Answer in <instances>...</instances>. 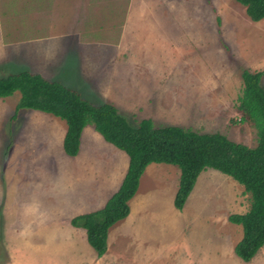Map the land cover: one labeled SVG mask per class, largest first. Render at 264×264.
<instances>
[{"label":"rangeland","instance_id":"rangeland-1","mask_svg":"<svg viewBox=\"0 0 264 264\" xmlns=\"http://www.w3.org/2000/svg\"><path fill=\"white\" fill-rule=\"evenodd\" d=\"M245 69L264 71V21L234 0H0V77L56 79L133 125L149 117L254 148L236 107ZM18 97L0 98V264H264V245L249 262L234 253L242 228L229 216L249 206L241 185L205 169L177 210L179 169L158 163L141 175L136 230L110 232L97 257L70 220L102 207L128 158L91 125L67 156L65 122L30 109L12 120Z\"/></svg>","mask_w":264,"mask_h":264},{"label":"trees","instance_id":"trees-1","mask_svg":"<svg viewBox=\"0 0 264 264\" xmlns=\"http://www.w3.org/2000/svg\"><path fill=\"white\" fill-rule=\"evenodd\" d=\"M244 7L253 22L264 21V0H234ZM264 71L240 73L242 90L237 98L241 122L257 130L254 148L236 143L225 135L199 132L176 125L155 126L148 118L132 124L108 103L94 104L71 87L27 70L0 77V98L18 92L12 120L20 109L36 110L59 118L66 124L62 148L67 156H76L83 129L91 125L103 140L128 157V165L118 190L97 210L73 217L70 224L85 231L88 245L97 257L107 249L110 227L129 214V200L135 195L139 179L152 163L179 169L173 206L181 210L199 174L216 170L232 178L249 196L248 209L231 214L229 221L240 225L241 238L235 255L249 262L264 245Z\"/></svg>","mask_w":264,"mask_h":264},{"label":"crops","instance_id":"crops-1","mask_svg":"<svg viewBox=\"0 0 264 264\" xmlns=\"http://www.w3.org/2000/svg\"><path fill=\"white\" fill-rule=\"evenodd\" d=\"M30 9L32 10L33 9V11H34V9H37V7L36 6H30ZM37 12V11H36ZM32 73V72H31ZM37 74H39V73H37ZM41 75V74H40ZM42 76V75H41ZM44 77V76H43ZM44 78H46V77H44ZM47 79V78H46ZM56 80V79H55ZM70 87V86H69ZM73 89V88H72ZM75 90V89H74ZM77 91V90H76ZM80 93V92H79ZM130 93V92H129ZM80 95H81V93H80ZM84 98V97H83ZM85 99V98H84ZM87 100V99H86ZM90 102V101H89ZM12 118V117H11ZM148 119H150L149 117H147ZM142 119H144V118H142ZM15 120V119H14ZM103 139V138H102ZM63 141V140H62ZM80 141H81V139H80ZM111 145V144H110ZM115 148V147H114ZM117 149V148H116ZM118 150V149H117ZM124 153V152H123ZM125 154V153H124ZM126 155V154H125ZM127 156V155H126ZM128 158V157H127ZM127 165H128V163H127ZM163 165H168V164H163ZM120 166H122V168H123V165L121 164ZM126 170H127V166H126V169H125V171H124V174L122 175V177H121V180H120V182L115 186V188L111 191V195H108V199L118 190V188H119V186H120V184H121V182H122V180H123V177H124V175H125V173H126ZM167 172H170V171H168L167 170ZM141 178L142 177H140V179H139V185H138V188H137V191H136V193H135V195L129 200V202H128V206H129V214H128V216L124 219V221L123 222H120L118 225H120V228H111V229H113V230H109V233H107V237H108V239H109V234H110V232L112 233V235H114L115 236V238H116V236L117 235H121V234H123L124 235V233H133L136 229H132L131 227L134 225V223L136 222V218L139 216V214H140V212H141V210H142V205H143V202H144V198H145V195L144 194H141V189H140V186H141ZM178 179H179V177H178ZM111 180V179H110ZM92 182H94V180L92 181ZM178 186V185H177ZM176 190H177V187H176ZM175 193H176V191H175ZM175 193H174V195H173V200H174V196H175ZM107 196V195H106ZM96 199H98V198H96ZM108 199H106V201L104 202L103 201V205H102V207L105 205V203L107 202V200ZM172 203H173V201H172ZM101 207V208H102ZM100 208V209H101ZM175 208V207H174ZM91 212V211H90ZM90 212H86V213H90ZM93 212V211H92ZM86 213H82V214H86ZM81 215V214H80ZM71 221V220H70ZM117 227V226H116ZM119 233V234H118ZM107 239V240H108Z\"/></svg>","mask_w":264,"mask_h":264}]
</instances>
